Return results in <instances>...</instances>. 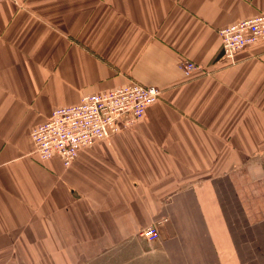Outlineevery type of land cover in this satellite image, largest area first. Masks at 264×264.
<instances>
[{
    "label": "crops",
    "instance_id": "obj_1",
    "mask_svg": "<svg viewBox=\"0 0 264 264\" xmlns=\"http://www.w3.org/2000/svg\"><path fill=\"white\" fill-rule=\"evenodd\" d=\"M261 15L264 0L0 3V264H264V41L228 61L219 34ZM134 83L162 91L139 124L70 168L40 161L32 132L54 111Z\"/></svg>",
    "mask_w": 264,
    "mask_h": 264
},
{
    "label": "built area",
    "instance_id": "obj_2",
    "mask_svg": "<svg viewBox=\"0 0 264 264\" xmlns=\"http://www.w3.org/2000/svg\"><path fill=\"white\" fill-rule=\"evenodd\" d=\"M8 0H0V3ZM222 39L223 59L234 61L235 57L252 45L264 41V15L223 27L219 31ZM182 69L186 77L203 71L199 65L187 61ZM162 95L158 87H147L137 83L127 87L86 96L73 106L61 107L51 118L32 132L37 155L42 162L57 157L65 168H70L79 153L99 141L109 140L122 129H132L145 117L147 110L156 104ZM150 243L158 241L156 226L141 233Z\"/></svg>",
    "mask_w": 264,
    "mask_h": 264
}]
</instances>
